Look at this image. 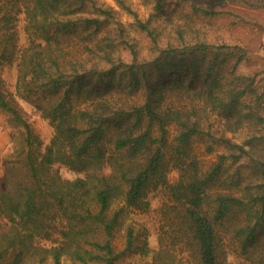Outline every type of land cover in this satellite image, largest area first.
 <instances>
[{
  "label": "trees",
  "instance_id": "obj_1",
  "mask_svg": "<svg viewBox=\"0 0 264 264\" xmlns=\"http://www.w3.org/2000/svg\"><path fill=\"white\" fill-rule=\"evenodd\" d=\"M115 1L151 36L152 57L139 58L115 18L118 10L101 0H0V69L14 65L17 72L13 96L0 86V108L26 130L23 180L0 189V264L46 258L60 264L62 257L117 264L136 248L146 254L132 226L123 248L116 249L114 237L123 210L147 208L146 196L157 188L172 201L174 241L196 264L232 263L220 249L219 228L238 241L237 264H264V85L255 74L235 70L243 45L210 43L179 28L180 43L161 47L150 21L164 11L163 0H154L146 20L126 0ZM191 2L195 13H216ZM21 15L27 20L23 42ZM111 23L118 39L109 32L97 36ZM121 44L130 49V61L117 52ZM15 96L49 119L53 135L43 149ZM242 128L247 133L240 141L226 134ZM198 136L213 138L208 150L214 142L227 149L206 169L189 152ZM238 159L262 179L252 182L234 171L212 189L225 163ZM53 163L85 175L62 178L49 171Z\"/></svg>",
  "mask_w": 264,
  "mask_h": 264
},
{
  "label": "rangeland",
  "instance_id": "obj_2",
  "mask_svg": "<svg viewBox=\"0 0 264 264\" xmlns=\"http://www.w3.org/2000/svg\"><path fill=\"white\" fill-rule=\"evenodd\" d=\"M108 5L114 6L118 12L115 18L120 21L123 31L126 33V40L134 42L135 49L138 51L139 58L152 57L157 50L153 48V40L150 35L136 27L134 16L127 10L120 9L115 0H101ZM134 9L138 18L146 20L150 12L154 11V0H126ZM192 0H163L164 11L157 14L154 12L151 16V26L156 30L159 46H165L169 41L173 44L180 43L178 32L179 28L184 30V35L189 37L203 36L210 43L228 42L233 45L241 44L245 50V56L240 60L235 70L242 75L255 74L259 85H264V0H198V4L207 8H212L216 13L198 14L192 9ZM196 1V0H194ZM248 3H247V2ZM250 3V4H249ZM24 15L20 16L17 23L19 41L23 42L26 37L24 26L26 24ZM112 24V23H111ZM103 27L99 35L109 32L116 38L117 31L114 26ZM118 39V38H116ZM125 44L118 46L117 52L121 53L124 61L131 60L130 49L124 47ZM236 53V52H235ZM231 56L228 63H232L235 54ZM227 70V67L225 68ZM229 69V67H228ZM16 68L14 65L5 66L0 69V86L7 96L15 94ZM16 97V96H15ZM24 118L30 122L33 132L41 141L42 149L47 145L53 135V127L48 118L43 117L40 112L26 100L16 97ZM259 111L264 115V96L259 102ZM214 115L210 116L211 121ZM214 125H218V119L214 120ZM261 131H264L262 129ZM25 128L17 124L13 118L0 108V189L14 188L17 179L23 180L25 167L23 161V148H25ZM247 129H239L235 132L227 131L226 134L232 136L236 141H240ZM173 130H171V136ZM203 138V139H202ZM213 138L206 136L196 137L190 144L189 152L198 159L203 169L209 167L210 163L217 159L219 153L227 152V149L219 143L214 142V148L208 150L207 143ZM247 160L238 159V161L228 160L220 173L219 181L212 184L211 188L220 187V184H226V180L220 183L222 179L232 176L234 171H238L244 179L257 182L262 179L260 172L248 167ZM248 163H253L249 161ZM52 173L60 175L62 178H74L84 176L83 172L74 171L63 164L53 163L49 168ZM168 177L174 180L177 177V171L170 170ZM21 183V182H20ZM169 193L164 188H157L150 191L146 200L148 207H127L123 210L120 222L116 225L114 245L116 249H121L125 243V231L128 226H132L136 237V245H146L148 249L146 254H142L138 248L123 255L117 264H144L155 259L156 264H196L189 250H183L182 244L174 241L173 226L175 211L169 205L172 201L169 199ZM174 218V219H173ZM173 225V226H170ZM220 240V249L228 252L227 261L231 264L238 263V241L223 233L222 229L218 231ZM45 242V241H41ZM183 248V249H182ZM257 254V251L254 253ZM43 264H51L48 258ZM60 264H79L69 257H62Z\"/></svg>",
  "mask_w": 264,
  "mask_h": 264
}]
</instances>
